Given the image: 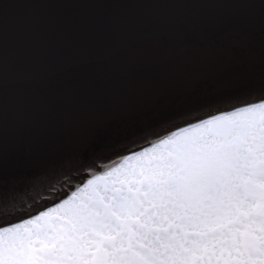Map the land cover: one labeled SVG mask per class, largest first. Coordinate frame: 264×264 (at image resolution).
<instances>
[{
	"label": "snow or ice",
	"instance_id": "1",
	"mask_svg": "<svg viewBox=\"0 0 264 264\" xmlns=\"http://www.w3.org/2000/svg\"><path fill=\"white\" fill-rule=\"evenodd\" d=\"M261 189L264 0L0 4V264H264Z\"/></svg>",
	"mask_w": 264,
	"mask_h": 264
},
{
	"label": "water",
	"instance_id": "2",
	"mask_svg": "<svg viewBox=\"0 0 264 264\" xmlns=\"http://www.w3.org/2000/svg\"><path fill=\"white\" fill-rule=\"evenodd\" d=\"M13 3L14 0H0V4ZM46 193H41V195H45ZM31 199V198H30ZM20 205L22 208H26V203L24 201H20ZM8 200L4 199L2 203H0V219H6L8 216ZM19 214V213H17Z\"/></svg>",
	"mask_w": 264,
	"mask_h": 264
},
{
	"label": "flooded vegetation",
	"instance_id": "3",
	"mask_svg": "<svg viewBox=\"0 0 264 264\" xmlns=\"http://www.w3.org/2000/svg\"><path fill=\"white\" fill-rule=\"evenodd\" d=\"M261 193H264V189H261ZM259 198L262 201V203L260 205L261 211L259 213V219L261 220V222H264V195H261ZM253 214H255V213H253Z\"/></svg>",
	"mask_w": 264,
	"mask_h": 264
}]
</instances>
